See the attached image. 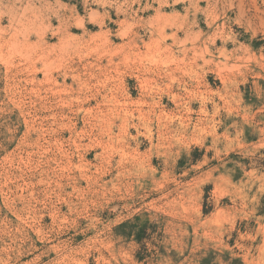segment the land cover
Returning <instances> with one entry per match:
<instances>
[{"label": "rangeland", "instance_id": "obj_1", "mask_svg": "<svg viewBox=\"0 0 264 264\" xmlns=\"http://www.w3.org/2000/svg\"><path fill=\"white\" fill-rule=\"evenodd\" d=\"M0 264H264V0H0Z\"/></svg>", "mask_w": 264, "mask_h": 264}, {"label": "bare ground", "instance_id": "obj_2", "mask_svg": "<svg viewBox=\"0 0 264 264\" xmlns=\"http://www.w3.org/2000/svg\"><path fill=\"white\" fill-rule=\"evenodd\" d=\"M216 6V5H215ZM217 15V14H216ZM62 22V21H61ZM178 24H180V23H178ZM129 27H131V26H129ZM129 29V28H128ZM127 31V30H126ZM130 33V32H129ZM132 33V32H131ZM172 33V32H171ZM169 35V34H168ZM165 36H167V35H165ZM171 36V35H170ZM174 36V35H173ZM209 37V36H208ZM138 38H140V37H138V35H137V33H136V31L134 32V34L132 35V37L130 38L131 40V42H132V44H133V41L136 43V40L138 39ZM161 38V37H160ZM158 39V38H157ZM159 40V39H158ZM164 40V39H163ZM185 40V39H184ZM180 41L178 40V43H179ZM183 42H181V44H182ZM131 44V43H130ZM158 44V43H157ZM180 44V43H179ZM135 47H137L136 46V44H133ZM182 48V47H181ZM139 50V49H138ZM139 53V52H138ZM185 55V54H184ZM139 56V55H138ZM100 66V65H99ZM142 66V65H141ZM104 67V66H103ZM102 67V68H103ZM140 67V66H139ZM147 67V66H146ZM155 68V67H154ZM65 69V68H64ZM99 70H100V68H99ZM156 70V69H155ZM134 72V71H133ZM60 73V72H59ZM153 73V72H152ZM163 73V72H162ZM167 73V72H166ZM64 74L65 75H67L66 74V72H64ZM73 75V74H72ZM134 75V74H133ZM155 75V74H154ZM60 76V75H59ZM130 76V75H129ZM147 77V76H146ZM131 78V77H130ZM159 78V77H158ZM187 78V77H186ZM139 79V78H138ZM141 79H144V78H141ZM141 79H140V81H141ZM150 79V78H149ZM182 79V78H181ZM191 79V78H190ZM147 80V79H146ZM160 80H162V79H160ZM155 82V81H154ZM180 82V81H179ZM142 83H144V82H142ZM142 83H140V84H142ZM137 84H139V83H137ZM184 85V84H183ZM192 85V84H191ZM152 86V85H151ZM154 86V85H153ZM128 88V87H127ZM138 88V87H137ZM161 88V87H160ZM159 88V89H160ZM177 88V87H176ZM140 89V88H139ZM185 89H187V88H185ZM96 90V89H95ZM142 93H141V98H140V100H141V102H142V104H145V105H148V106H151V107H153V106H155V104H157V100L155 99V94H156V91H151V90H148V89H146V87H142ZM166 90H168V89H166ZM183 90V89H182ZM89 91H90V89H89ZM92 91V90H91ZM123 91V90H122ZM171 91V90H170ZM180 91V90H179ZM191 91V90H190ZM100 92V91H99ZM185 92V91H184ZM189 92V91H188ZM87 93V92H86ZM85 93V94H86ZM91 93V92H90ZM110 93V92H109ZM108 93V94H109ZM128 93V92H127ZM140 93V92H139ZM158 93V92H157ZM168 93V92H167ZM94 94V93H93ZM106 94V93H105ZM159 94H160V92H159ZM183 94V93H182ZM188 94V93H187ZM190 94V93H189ZM188 94V95H189ZM102 95V94H101ZM104 95V94H103ZM179 95V94H178ZM181 95V94H180ZM108 96V95H107ZM130 96V95H129ZM168 96H170L171 98H172V101L174 100L175 102L177 101V95H175L174 93H168ZM217 96V95H216ZM83 97V96H82ZM110 97V96H109ZM157 97V96H156ZM160 97V96H159ZM192 97V96H191ZM88 98V97H87ZM90 98V97H89ZM95 98H96V96H95ZM94 98V99H95ZM79 99V98H78ZM93 99V98H92ZM91 99V100H92ZM93 99V100H94ZM108 99V98H107ZM114 99H116V97L114 98ZM166 99V98H165ZM169 99V98H168ZM181 99V98H180ZM189 99H190V97H189ZM88 100V99H87ZM111 100H113V99H111ZM170 100V99H169ZM193 100V99H192ZM204 100V99H203ZM90 101V100H89ZM139 101V100H138ZM171 101V102H172ZM182 101V100H181ZM180 101V102H181ZM187 102H188V100H186ZM202 101V100H201ZM208 101V100H207ZM214 101V100H213ZM96 102V101H95ZM98 102V101H97ZM115 102V101H114ZM159 102V101H158ZM184 102H185V100H184ZM190 102V101H189ZM188 102V103H189ZM87 103H89V102H87ZM104 103V102H103ZM106 103V102H105ZM116 103V102H115ZM177 103V102H176ZM183 103V102H182ZM204 103V102H203ZM90 104V103H89ZM88 104V105H89ZM97 104V103H96ZM100 104H102V103H100ZM107 104H109V103H107ZM112 104V103H111ZM180 104V103H179ZM114 105V104H113ZM137 105H138V103H137ZM161 105V104H160ZM178 105V104H177ZM204 105V104H203ZM83 106V105H82ZM99 106V105H98ZM135 106V105H134ZM175 106V105H174ZM183 106V105H182ZM186 106H187V104H186ZM185 106V107H186ZM189 106V105H188ZM95 108H96V105L94 106ZM100 107V106H99ZM98 107V108H99ZM115 107V106H114ZM119 107V106H118ZM117 107V108H118ZM136 107V106H135ZM151 107H149V108H151ZM101 108H102V106H101ZM121 109H122V107H120ZM124 108V107H123ZM127 108V107H126ZM137 108V107H136ZM144 108V107H143ZM156 108V107H155ZM128 109V108H127ZM191 109V108H190ZM200 109V108H199ZM94 110V109H93ZM132 110V109H131ZM139 110V109H138ZM186 110V109H185ZM86 111V110H85ZM90 111V110H89ZM88 111V112H89ZM96 111V110H95ZM116 111V110H115ZM123 111V110H122ZM129 111V110H128ZM148 111V110H147ZM149 111H150V109H149ZM158 111V110H157ZM178 110H176V112H177ZM203 111V110H202ZM118 112V111H117ZM145 112V111H144ZM161 112V111H160ZM189 112H191V111H189ZM196 112V111H195ZM93 113V112H92ZM127 113V112H126ZM130 113V112H129ZM173 113V112H172ZM185 113V112H184ZM201 113V112H200ZM100 114V113H99ZM119 114V113H118ZM121 114V113H120ZM132 114V113H131ZM140 114H143V113H140ZM163 114V113H162ZM95 115V114H94ZM125 115V114H124ZM130 115V114H129ZM158 115V114H157ZM171 115H174V114H171ZM180 116H181V114H179ZM95 116H98V115H95ZM133 116V115H132ZM197 116H199V115H197ZM128 117V116H127ZM175 117V116H174ZM150 118V117H149ZM176 118H177V116H176ZM141 119V118H140ZM139 119V120H140ZM147 119V118H146ZM155 119V118H154ZM86 120V119H85ZM138 120V119H137ZM169 120V119H168ZM89 121H91V120H89ZM156 121V120H155ZM185 120H182V118L180 117V118H178V120L177 121H173V119H171L170 120V124L166 127V132H164L163 131V126L159 123L158 125H157V129H156V136H157V139L158 140H160V139H162V136L164 135V134H167V135H170L171 137H172V139L173 140H178L179 138H181L182 136H184V135H186L188 132H189V130L191 129V127L189 126V123H185L184 122ZM195 121V120H194ZM90 123V122H89ZM137 123H138V121H137ZM175 123V124H174ZM194 123V122H193ZM87 124V123H86ZM144 124H146L145 123V121H143L142 120V122L141 121H139V123L138 124H136V123H134L132 120H131V118L130 119H126L125 118V121L123 122V129H124V132H126V133H128V131H129V128L132 126H134L136 129H137V134H139V129H138V127L140 126V125H144ZM89 125V124H88ZM155 126H156V124H155ZM134 129V128H133ZM136 132V131H135ZM122 133H123V131H122ZM124 134V133H123ZM125 135V134H124ZM147 138L149 139L148 141H150L151 142V144H152V142H153V138H154V133L150 130V129H148V133H147ZM140 137V136H139ZM164 138H165V136H163ZM155 139V138H154Z\"/></svg>", "mask_w": 264, "mask_h": 264}]
</instances>
